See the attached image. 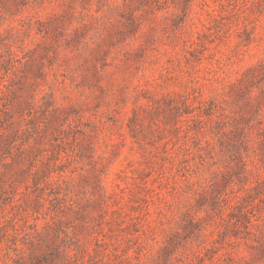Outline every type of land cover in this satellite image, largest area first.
<instances>
[{"label": "rangeland", "instance_id": "rangeland-1", "mask_svg": "<svg viewBox=\"0 0 264 264\" xmlns=\"http://www.w3.org/2000/svg\"><path fill=\"white\" fill-rule=\"evenodd\" d=\"M0 264H264V0H0Z\"/></svg>", "mask_w": 264, "mask_h": 264}]
</instances>
